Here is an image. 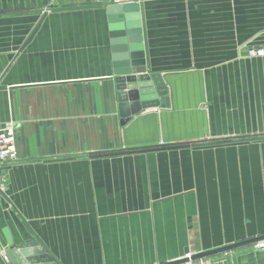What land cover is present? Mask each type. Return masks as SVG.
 <instances>
[{
	"label": "crops",
	"instance_id": "1",
	"mask_svg": "<svg viewBox=\"0 0 264 264\" xmlns=\"http://www.w3.org/2000/svg\"><path fill=\"white\" fill-rule=\"evenodd\" d=\"M140 6L167 94L119 116L106 10ZM264 0H0V247L171 264L264 236ZM253 243L215 264H264Z\"/></svg>",
	"mask_w": 264,
	"mask_h": 264
},
{
	"label": "water",
	"instance_id": "2",
	"mask_svg": "<svg viewBox=\"0 0 264 264\" xmlns=\"http://www.w3.org/2000/svg\"><path fill=\"white\" fill-rule=\"evenodd\" d=\"M106 13L112 74L119 116L124 123L143 109L157 107V97L166 95L167 88L160 74L147 72L139 4L130 2L121 6H109ZM256 239L200 252L193 255V258H205L240 245L251 244ZM5 255L10 264H60L36 236L15 248H5Z\"/></svg>",
	"mask_w": 264,
	"mask_h": 264
},
{
	"label": "built area",
	"instance_id": "3",
	"mask_svg": "<svg viewBox=\"0 0 264 264\" xmlns=\"http://www.w3.org/2000/svg\"><path fill=\"white\" fill-rule=\"evenodd\" d=\"M249 57L264 56L263 48L250 49ZM18 160V151L16 146V132L12 122L6 123L0 128V169L4 166L12 164ZM253 248L259 252L264 260V236L257 238L253 242ZM0 262L1 264H10L6 255L5 249L0 247ZM171 264H211L207 258H193L192 254H186L180 260Z\"/></svg>",
	"mask_w": 264,
	"mask_h": 264
},
{
	"label": "rangeland",
	"instance_id": "4",
	"mask_svg": "<svg viewBox=\"0 0 264 264\" xmlns=\"http://www.w3.org/2000/svg\"><path fill=\"white\" fill-rule=\"evenodd\" d=\"M250 250L252 251L251 253H253V254L255 253L257 256H259V257L261 258L260 253L257 252V251L253 248V246L251 247ZM261 260H262V259L259 260V263H258V264H261ZM208 262H210L211 264H215L214 260H211V259H208Z\"/></svg>",
	"mask_w": 264,
	"mask_h": 264
}]
</instances>
